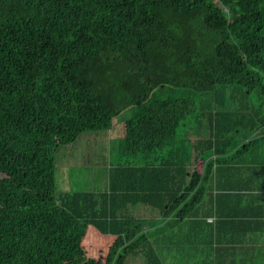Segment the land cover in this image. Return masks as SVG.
Here are the masks:
<instances>
[{
	"label": "trees",
	"instance_id": "obj_1",
	"mask_svg": "<svg viewBox=\"0 0 264 264\" xmlns=\"http://www.w3.org/2000/svg\"><path fill=\"white\" fill-rule=\"evenodd\" d=\"M128 107L108 189L57 197L61 148ZM191 119L210 133L192 171ZM263 137L264 0H0V264H164L126 209L192 214L226 161L206 150Z\"/></svg>",
	"mask_w": 264,
	"mask_h": 264
},
{
	"label": "crops",
	"instance_id": "obj_2",
	"mask_svg": "<svg viewBox=\"0 0 264 264\" xmlns=\"http://www.w3.org/2000/svg\"><path fill=\"white\" fill-rule=\"evenodd\" d=\"M188 151L192 171L202 152L190 142ZM219 154L226 161L214 166L197 210L189 208L192 214L169 218L141 203L126 209L128 215L150 221L145 229L152 232L151 243L164 264H264V137L247 151L206 150L203 156ZM107 189L108 179L95 191ZM143 260L132 264H146Z\"/></svg>",
	"mask_w": 264,
	"mask_h": 264
},
{
	"label": "rangeland",
	"instance_id": "obj_3",
	"mask_svg": "<svg viewBox=\"0 0 264 264\" xmlns=\"http://www.w3.org/2000/svg\"><path fill=\"white\" fill-rule=\"evenodd\" d=\"M212 104L214 109H218L216 103L213 102ZM233 107V104L229 105V108L232 109ZM135 110L134 107L124 109L113 119L109 129L87 131L76 142L61 148L56 161L57 197L65 192L76 190H102L107 182L111 164L130 160L127 155H124L121 144L125 138V122L134 115ZM178 133L179 137L187 141L186 145L190 142L198 151L204 148L201 141L210 135L206 126L198 124L193 119L180 127ZM247 135L253 137L250 133ZM235 139L242 143L244 136L237 134ZM96 182L97 184H95ZM142 223L144 228L150 227V221L143 220ZM137 259L144 261L141 256L131 257L127 264H132Z\"/></svg>",
	"mask_w": 264,
	"mask_h": 264
}]
</instances>
